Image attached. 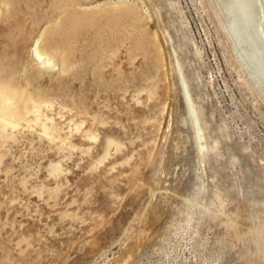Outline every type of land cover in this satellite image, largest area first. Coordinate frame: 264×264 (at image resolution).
Masks as SVG:
<instances>
[{
  "label": "rangeland",
  "instance_id": "rangeland-1",
  "mask_svg": "<svg viewBox=\"0 0 264 264\" xmlns=\"http://www.w3.org/2000/svg\"><path fill=\"white\" fill-rule=\"evenodd\" d=\"M263 21L0 0V264H264Z\"/></svg>",
  "mask_w": 264,
  "mask_h": 264
},
{
  "label": "bare ground",
  "instance_id": "bare-ground-1",
  "mask_svg": "<svg viewBox=\"0 0 264 264\" xmlns=\"http://www.w3.org/2000/svg\"><path fill=\"white\" fill-rule=\"evenodd\" d=\"M264 22V21H263ZM36 55L39 59L45 60L46 62H50L51 58L43 53H41L38 48L36 50ZM6 99V98H4ZM15 99V98H14ZM16 100V99H15ZM8 101V100H7ZM10 101V100H9ZM10 103V102H9ZM9 103H4V101H2L0 99V120H3V122L8 123L11 117H13L15 115V108L12 107ZM18 103V102H17ZM17 103L14 102L13 105H16ZM18 107V106H17ZM19 109V107H18ZM19 116V114H18ZM9 124V123H8ZM11 124V123H10Z\"/></svg>",
  "mask_w": 264,
  "mask_h": 264
}]
</instances>
